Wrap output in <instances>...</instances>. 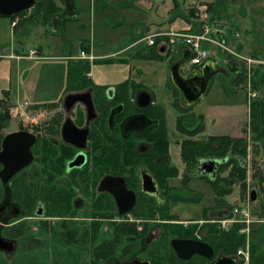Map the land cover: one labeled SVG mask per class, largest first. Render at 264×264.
Masks as SVG:
<instances>
[{
  "label": "rangeland",
  "instance_id": "1",
  "mask_svg": "<svg viewBox=\"0 0 264 264\" xmlns=\"http://www.w3.org/2000/svg\"><path fill=\"white\" fill-rule=\"evenodd\" d=\"M63 1L57 2L60 7L59 13L62 11L61 2ZM76 5L81 12L78 21H69L68 11L60 14L57 19L53 17L46 20L47 25L45 26L38 25L42 24V19L38 21L37 18H34L32 21L35 20L37 24L31 35L25 38L23 48L19 47L25 57L29 55V59L24 58L19 66L17 64L19 61H5L0 64V77H4L0 83V90H2L0 95H3L4 88L6 90L8 86L12 88L9 92L11 125L3 133L17 131H30L31 133L34 129L33 126L43 125L42 123L48 117L44 110H47L48 107L40 105L58 103L63 97L67 87L70 56L78 53L79 56L76 57H79L78 61H89L91 64L92 72L88 77L95 85L117 89L119 85L131 80L142 84L140 87L149 88L150 92H154H152L154 102L166 106L165 115L168 129L166 135L171 143V162L179 170L178 178L171 179L170 183L167 182V188L163 186L164 189L162 185L160 186L163 199L169 210L167 217L163 216V211H160L157 205H143L140 210L138 207L136 209L137 212L139 211L137 218L130 215L127 219L129 221L135 219L134 222L137 224V220L147 221L145 236L140 238L134 236L137 226H123V236H119L120 238L118 237L112 244L120 250L133 245L132 253L123 257L116 255L117 251L115 254L111 253L112 255L106 251L110 255L108 258L99 257L98 263H105L110 259L124 263L134 256L149 259L151 254L159 250L160 247H155V245L158 241L162 243L163 235L166 236L167 233L166 228L182 227L184 231H191L195 226L196 231H199L204 222H206L205 224L215 223L224 228L223 223L241 220L243 231L241 234L245 237L246 245L247 241L250 246L264 244V211H262L264 209V190L253 178L256 169H260L264 174V140L261 141L260 154L254 158V154L252 155L251 152L253 149L252 140H250L252 135L249 132L239 135L246 139L248 144L245 159L247 162L245 191L243 192L240 186H236L233 193L225 198L228 204L235 207L233 215L224 217V215L211 212L208 215V221H206L203 213L205 209L215 205L216 198L209 181L215 179L217 175L227 176L229 169L224 170L220 167L223 164V159L214 160L213 157L200 158L201 160L199 159L193 166L184 163L180 155V142L182 143L188 137L177 131L179 117L182 115L179 108L184 113L192 111L201 114L205 113L209 107H214L219 110L213 111L227 113L229 110L234 112V105L247 108V104L250 106L255 99H264V83L262 82L264 76V0H76ZM69 8L71 10V7ZM93 13L96 20L94 26V18L93 21L91 18ZM30 16L31 14L27 13L25 16L15 19L16 24H19L17 30H24L25 25H31L32 21L27 22ZM20 24L22 25L20 26ZM1 25L6 29L1 30L0 27V55H12L14 54L13 50H6L7 47L16 46L14 36H12L14 27L12 19L1 17ZM57 25H61L59 29L55 28L58 32L50 34V31H53L52 27H57ZM187 35L205 37L201 48L208 51L212 58L208 60H213L219 69V74L215 77L209 93L191 110L185 108L182 95L174 91L170 79L171 67L181 62L186 53L188 59L181 66V74L184 76L194 69L199 71V68L207 61L205 60L199 66L193 65L192 58L195 52L193 46L186 44L185 36ZM140 37H142L140 40L131 45L132 50L128 49V46ZM83 40V45H89V41L92 42L94 53L98 57L96 62L91 55L81 54L80 43ZM151 40L156 43L150 45ZM7 43L9 46L6 45ZM38 46H42L44 50L38 60H33L32 58H37L35 48ZM151 48L156 49L165 58V62L139 63L132 60L133 56L127 57L135 55L136 52L143 53L144 50ZM128 50H130L129 54ZM34 55L36 56L33 57ZM126 57L132 62L123 63L120 61ZM232 61L238 62H233V64ZM243 69L246 70V77L236 79ZM253 82L257 83L256 90H254ZM250 92L255 93L256 97L250 98ZM29 102L40 105H30ZM244 130L247 131L248 127L247 130ZM213 131L221 132L217 129ZM206 134L208 133L195 135L192 139L206 140L208 138ZM253 159L257 163L255 167ZM210 161L219 163L220 168L217 174L213 176L212 173L204 172V174L197 175L196 171L202 167V163ZM185 167L193 177L188 183L184 181ZM253 193H255L254 199H252ZM181 200L191 201L181 202ZM260 212L263 213V216L258 214ZM28 216L30 215L0 217V235L17 224L23 227L25 237L32 236L35 228L43 229L42 221H30L28 218L30 219L33 215ZM261 219L262 221H260ZM74 220L68 226L75 223ZM123 221L116 217L114 222L111 220L105 223L99 222L101 226H99L97 243L101 244V240L109 238L115 229L114 224L122 225ZM54 222L62 230L69 229V227L62 226L58 219ZM232 226L229 224L225 228L228 229ZM56 230L58 231V229ZM245 231L250 233H245ZM151 236L154 241L151 245H147L143 239ZM168 236L174 237L170 234ZM190 236L193 237V234ZM194 237L198 236L194 235ZM73 245L80 248L77 242H74ZM242 250L239 249V251ZM168 252L165 253L169 254ZM162 253H164L163 247L158 254L162 256ZM40 254V252H35L32 254L34 256L25 255L24 261H28L29 258L39 261ZM259 255L263 262L264 249ZM37 256L39 257L36 258ZM236 256L239 257L238 254ZM5 257H7L6 254H0V264L5 263L3 260ZM219 258L220 255H216L212 261L210 260L211 264ZM152 261L154 262V260Z\"/></svg>",
  "mask_w": 264,
  "mask_h": 264
},
{
  "label": "flooded vegetation",
  "instance_id": "2",
  "mask_svg": "<svg viewBox=\"0 0 264 264\" xmlns=\"http://www.w3.org/2000/svg\"><path fill=\"white\" fill-rule=\"evenodd\" d=\"M133 82L138 84L136 81ZM141 90L150 92L142 87L123 92L117 91L114 87L102 92L96 89L68 93L65 91L58 103L43 104L44 107L45 105L48 107L44 110L47 119L42 126H33V132L26 131L36 138L30 148L32 154L30 163L14 174L7 183L0 178V217H19L26 214L33 215L28 216L30 221L43 222V229H33L30 236L33 240H43V249L29 250L32 254L35 252L47 254L46 264H67L65 257L58 259V256L63 255L62 251L69 252L67 256L70 257V264H75L76 260L77 264L84 263L88 261V257L91 259L90 264H97L99 257L108 258L111 253L115 254V251L118 252L116 255L127 256L134 250L133 245L120 250L112 244L119 236H123V226H137L134 236L139 238L145 236L147 230V221L137 220V224L134 222L135 219L129 221L127 217L133 215L137 218L136 209L138 207L140 209L143 205L159 207L166 205L160 189L161 184L157 179L161 164V142H159L161 140H157L158 135L155 141L147 137V134L156 131L154 128L160 122L157 116L162 105L154 102V94L150 92L153 102L149 107L143 106L145 101L137 99V93ZM87 94L94 110L93 116L86 102L77 100L71 106L67 99L69 96ZM164 109L166 111V107ZM133 116H145L150 123L142 131H132L127 134L123 132L122 126ZM170 147L171 143L169 146L171 156ZM120 154L125 158L121 159ZM217 165L212 172L213 176L220 168V165ZM201 168L203 166L198 169L199 172H202ZM2 170L3 166H0V172ZM186 174L191 173L185 167L184 176ZM149 176L157 186L159 197L156 196L157 193L149 192L150 187H153L147 179ZM107 178L122 179L127 191L133 193L134 197L130 196V199L134 198L133 207L124 216H121L119 204L111 192V184L108 188L110 191L101 190V184ZM170 178L169 183L171 179L175 180L178 177ZM116 217L124 220V223L114 224L115 229L109 238L101 240L102 243L98 244L99 226H101L99 222L105 223L110 220L114 222ZM57 219L62 226L69 229L62 230L55 225L54 221ZM73 220L75 223L68 226ZM20 226L17 224L12 229L15 230ZM12 229L9 230L14 234ZM7 231L8 229L0 237L13 243L15 250L13 252L0 250V253L14 257L21 245L18 238H9L6 235ZM33 240L31 243L35 245L38 241ZM143 240L147 245H151L154 241L153 236L144 237ZM74 242H77L80 248L73 245ZM83 243H85L84 247ZM160 243L158 241L155 247L161 248ZM171 251L174 253L173 250ZM78 257H81L80 260ZM133 260L149 261L154 264L152 254L149 259L134 256L124 263L110 259L100 264H128Z\"/></svg>",
  "mask_w": 264,
  "mask_h": 264
},
{
  "label": "trees",
  "instance_id": "3",
  "mask_svg": "<svg viewBox=\"0 0 264 264\" xmlns=\"http://www.w3.org/2000/svg\"><path fill=\"white\" fill-rule=\"evenodd\" d=\"M36 1L37 3L35 7H33L31 10L12 16L11 18L13 20V23L15 22L16 18L23 17L27 13L31 14L30 18L27 19V22H31L34 18H37L38 21L39 19H42L41 20L42 25L46 24V20L52 19L53 17H57L60 15L59 13L60 7L57 5V2L59 0H36ZM190 13H192L191 10ZM32 22L30 23L31 25L37 24L35 20ZM21 25L22 24H20V26ZM26 27L27 26L25 25L23 27L24 30L21 31L18 30L17 32V29H19V24L17 23L14 26L15 29L14 34L19 41L18 43H21V40L23 38L31 34V28L27 29ZM132 56L133 59L141 58L143 60H149V61H159V62L165 61V58H163L159 54V52L154 48H151L149 50H144L143 53L136 52L135 55H128L127 57L131 58ZM120 61L125 62L126 59L124 58L121 59ZM233 62L237 63L238 61H232V63ZM91 68L92 66L89 63V61L68 62L67 87H66L67 93L83 91L86 89H94V90L96 89L102 92L103 90L107 89L106 87L103 86H96L90 80L88 76L91 73ZM239 77L241 78L246 77L245 69H243V71L238 74L236 79H238ZM262 82L264 83V76L262 77ZM256 84L257 83L253 82L254 90H256L255 89ZM140 88L141 87L139 84H136L131 80H128L125 83L119 85L117 91L120 92L130 91V90L134 91ZM173 89L174 91L179 92L177 89L174 88V86ZM10 105L11 104L9 102V93L8 91H3V98H0V150L4 138L6 137V135L9 134V133L4 134L3 132L7 130L11 125L12 113H11ZM40 106L43 107V105ZM185 108L188 110L194 109V107L193 108L185 107ZM180 111L182 115L179 117L177 131L188 137L187 139L183 140L182 143H180V147H181L180 155L183 162L190 164V166H193V164L198 162L200 158L204 159L205 157H213L215 158L214 160L223 159L222 162L223 164L220 167H222L224 170L229 169V173L227 174V176L220 177L217 175L215 179L209 181V183L212 185L216 198H215V205L205 209L203 213L204 219L208 221L207 220L208 215L211 212L216 213L218 215H224V217H227L228 215L231 214L233 215L235 207L228 204L225 201V198L233 193L234 188L236 186H240L242 191L243 192L245 191L247 185V162L245 159L247 157V145H248L246 139H244L242 136L240 137L209 136L206 140H194L192 138H194L195 135L202 134L205 132V117L201 114H196L195 112L192 111L191 113H184L183 110L179 108V112ZM157 118L160 119V122L154 128L156 131L147 134V137L150 140L155 141V137L158 135V137H156L157 140L158 139L161 140L159 141L161 142V164L158 170L159 172L157 175V179L161 183L162 187L165 186V188H167L169 183V178L170 177L177 178L179 176V170L175 166L171 165L172 163L170 164L171 162V156L169 155L170 140L169 137L167 138L166 135V133H168L167 131L168 129L166 125L165 109L163 106L160 107V113L157 116ZM193 127H197V128H193ZM247 132H249L252 135V139H250L252 140V146H253V149L251 151L252 155L254 154V158L258 157V155L261 152V141L264 140V99H255L253 102H251L250 121L248 125V130L247 131L244 130L243 133L246 134ZM119 157L121 159L125 158L122 154H120ZM253 164L254 167L257 166L255 159H253ZM253 178L258 181L259 186H261L262 189L264 190V174L261 172L260 169H256ZM192 179L193 177H191L190 174L189 175L186 174L184 176V181H186V183H188V181ZM190 201L191 200H181V202H190ZM159 209L160 211H163V216L167 217V215L169 214L168 206L163 205L162 207L160 206ZM262 211H264V209H262ZM258 214H260V216L262 214L263 216L262 212ZM135 215L138 216L139 211L138 212L136 211ZM205 223L206 222H204L202 229H199V231H196L195 226L193 229H191V231L190 230L184 231L182 227L166 228L167 233L165 234L166 236L163 235L164 238L161 243L164 253H162L161 256L160 254H158V252L160 251L159 250L152 254L154 264H209L210 260H206L199 257L190 261L179 260L178 257L175 255V253H172L171 246L169 245V243L173 238L174 239L196 238L197 240L208 243L215 250V257L216 255L219 254L220 257L233 258L236 260V264H241L242 263L241 259L239 257L237 258L236 256L237 252L239 251V249H246L247 247L245 237L244 235L241 234L242 231L241 224L235 223L233 224L232 227H229L228 229H223L215 223H210V224L209 223L205 224ZM13 231L14 234L11 233L10 230H8L6 232V235L9 238L19 239L21 245L20 250L17 252V254L14 257L3 258V260L5 261V263L3 264H6L7 262L8 264H46L47 263L48 260L47 254H43V253L40 254L41 257L39 261H36L35 259L32 258H29L28 261H24L25 255L34 256L32 255V251H36L39 248H43L44 241L40 239H34L38 242H36L37 245L35 244L32 246L31 240L33 239L24 236L22 226L16 228ZM168 234L174 237H170L168 236ZM191 234H193V237L190 236ZM194 235L198 237H194ZM167 244H168V248H167ZM31 248L33 249L32 251L29 250ZM169 250L170 252H168ZM165 252H168L169 254H166ZM262 252H263L262 245H251L250 264H260V263L264 264V261L261 262L262 260L259 255ZM62 253L63 255L58 256V259L59 257H65L67 260V264H70L69 263L70 257L67 256L69 255V252L62 251ZM38 257L39 256H37L36 258ZM255 257L257 258L256 261H255ZM80 258L81 257H78V260H80ZM90 261L91 259L88 258V261H85L84 263L81 264H90ZM77 263L78 261L76 260L75 264Z\"/></svg>",
  "mask_w": 264,
  "mask_h": 264
},
{
  "label": "water",
  "instance_id": "4",
  "mask_svg": "<svg viewBox=\"0 0 264 264\" xmlns=\"http://www.w3.org/2000/svg\"><path fill=\"white\" fill-rule=\"evenodd\" d=\"M36 3V0H0V16H15L19 13L31 10L35 7ZM187 59L188 55H185L181 62L171 67L170 79L174 88L182 95L184 106L193 107L208 94L212 80L219 74V69L213 60H207L206 63L199 68V71L194 69L187 76H184L181 74V66ZM67 99L70 101L71 106L77 100L86 102L90 114H94L88 94L84 96H69ZM137 99L138 101H145V104H143L145 107H149L153 102L152 94L145 90H141L137 93ZM149 123L150 121L145 116H133L123 124L122 129L123 132L129 134L132 131H142ZM83 138L85 139V135H83ZM35 140L36 138L34 135L25 131L12 132L6 135L2 143V151H0V166H3V170L0 172V178H2L5 183H7L14 174L30 163L32 159L30 148L35 143ZM217 164L219 163L216 161L203 162V168L200 170L202 172L206 170V173H212ZM196 172H198L197 175L204 174V172L202 173L198 170ZM147 179L151 186H153L150 187L151 189H149V192L152 194L157 193L156 196L159 197V193L157 192L158 189L154 180L150 176ZM145 183L146 181L144 184ZM110 184L112 186L111 192L114 194L119 204L118 207L120 208V214L121 216H124L130 212L133 207L132 204L134 203V198L130 199V196L134 197L133 193L130 194L127 191L122 179L115 178H107L103 181L101 184V190H109L108 188ZM146 187L149 188L148 185H146ZM254 196L255 193H253L252 199H254ZM125 203H130V205H126ZM171 247L176 256L183 261H189L194 257H200L206 260H212L215 258V250L208 243L200 240L174 239L171 241ZM0 250L13 252L15 246L13 243L3 240L0 237ZM128 264L151 263L149 261L133 260ZM213 264H236V260L228 257H220Z\"/></svg>",
  "mask_w": 264,
  "mask_h": 264
},
{
  "label": "crops",
  "instance_id": "5",
  "mask_svg": "<svg viewBox=\"0 0 264 264\" xmlns=\"http://www.w3.org/2000/svg\"><path fill=\"white\" fill-rule=\"evenodd\" d=\"M61 3H62L61 4V10L62 11H61L60 14H63V13H65V12L68 11L67 16H68L69 21H78L79 20V17L78 16H79V13H81V12L79 11L80 9L77 8L76 0H64ZM69 7H71V10H70ZM59 16H57L55 18L57 19V18H59ZM0 18H1V16H0ZM9 18H11V17H9ZM91 18H92V21H93V18H94V24H93V26H94L95 25V21H96L95 20V14L94 13L92 14V17ZM61 24L63 25V22H61ZM40 25H42V24H40ZM45 25H47V23ZM12 26H14L13 25V20H12ZM34 26L35 25H29L26 28L27 29L28 28H31V33H32V31L34 29ZM154 26H157V25H154ZM0 27H1V30L3 28H5L3 25H1ZM60 27H61V25H57V27H52L53 31L52 32L50 31V34H56L58 31L55 28L59 29ZM14 30L15 29L13 27L12 36H14V40H15L16 46H11V48H8V47L6 48V50H10V51L13 50L14 51V54L8 55V56L7 55H0V61H1L0 64L4 63L5 61L6 62H18L19 61L17 63L18 66H19V63H21L24 58L29 59V55L25 57L24 56L25 55L24 52H21L20 49H19V47L23 48L25 38H27L28 36L25 37V38H23L21 40V43H18L19 41H18V39L16 38V36L14 34ZM17 32H18V30H17ZM141 38L142 37H140L139 39H137L136 41H134L133 43H131L128 46V49L132 50L133 47H131V45L134 44L135 42H137L138 40H140ZM166 38H168V37H166ZM82 43H84V40L80 43V45H81V54H82V52H85L86 54L91 55L92 58H93V60H94V62H96V60L98 59V57L94 53V49L92 47V42L89 41V45H83ZM6 45L9 46L8 43ZM84 46H85V48H84ZM43 50H44V48L42 46L36 47L35 48V51H36V54H37V58H32V59L33 60H38L39 59L38 57L42 55ZM130 50L127 51L128 54H129ZM81 54H80V56H81ZM35 56L36 55H34L33 57H35ZM77 56H79L78 53L72 54L70 56V60L69 61H78L79 60L78 59L79 57L76 58ZM72 57H75V58H72ZM102 57H106V56H102ZM125 59H126V61L123 62V63H131L132 62L127 57ZM132 60L133 61H137L139 63L152 62V61H149V60H143L141 58H134ZM153 62H158V61H153ZM91 72H92V70H91ZM168 73H169V71H168ZM214 79H215V77H214ZM214 79L212 80V83H213ZM3 80H4V77L1 76L0 77V83ZM212 83H211V85H212ZM0 87H1V84H0ZM210 88H211V86H210ZM4 89H5V91H8V93H9L12 88H10L8 86V89L7 90H6V88H4ZM4 89H3V91H4ZM145 89H147V90L150 91L149 88H145ZM0 91H2V90H0ZM0 96H1L0 98H3V95H0ZM247 103H248V101H247ZM29 104L30 105L31 104L32 105H40V104H33V102L32 103L29 102ZM162 106H165V105H162ZM213 110H219V109H214V107H212V108L209 107L205 113H201V115H203L205 117V132L208 133V134H206V135H208V137L209 136H234V137H240L239 135H242L244 129H247V127L249 125V121H250V106H248V104H247V108H246V106H237V105H234L233 106L234 112L231 111V110H229L227 113L226 112H223L222 113L220 111H213ZM214 129H217L218 131H221V132H214L213 131ZM260 221H262V220H260ZM260 245H262L263 246V249H264V244H260Z\"/></svg>",
  "mask_w": 264,
  "mask_h": 264
},
{
  "label": "built area",
  "instance_id": "6",
  "mask_svg": "<svg viewBox=\"0 0 264 264\" xmlns=\"http://www.w3.org/2000/svg\"><path fill=\"white\" fill-rule=\"evenodd\" d=\"M13 25L15 26L16 22H14ZM185 40H186V44L188 43L194 47L193 51L195 52V54L192 53L193 54L192 61L194 63L193 65L199 66V65H201L202 62H204L205 60H208L210 58L208 51L204 50L203 47L201 48V43L203 40H205V37H203L201 35H198V36H192V35L188 36L187 35V36H185ZM154 43H155L154 40L150 41V45H153ZM82 53L85 56V53L84 52H82ZM196 53H198V54H196ZM250 64H251V62H250ZM249 97L254 98V97H256V94L250 92ZM238 221H232L231 223H223V227H224L223 229H227L225 227L228 226L229 224L230 225H233L235 223L241 224V220H238ZM242 232L243 231H241V233ZM245 233H250V232L245 231ZM237 254L239 255V258L241 259L242 264H250V255L251 254H250V244L248 243V241H247L246 249H243L242 251H238Z\"/></svg>",
  "mask_w": 264,
  "mask_h": 264
}]
</instances>
